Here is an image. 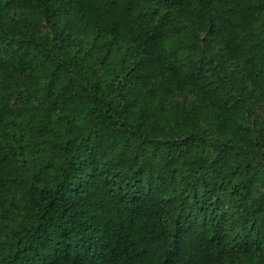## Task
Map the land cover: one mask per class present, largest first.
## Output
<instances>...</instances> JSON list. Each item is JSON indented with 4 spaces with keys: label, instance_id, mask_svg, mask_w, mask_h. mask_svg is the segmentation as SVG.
Returning <instances> with one entry per match:
<instances>
[{
    "label": "trees",
    "instance_id": "16d2710c",
    "mask_svg": "<svg viewBox=\"0 0 264 264\" xmlns=\"http://www.w3.org/2000/svg\"><path fill=\"white\" fill-rule=\"evenodd\" d=\"M0 264H264V0H0Z\"/></svg>",
    "mask_w": 264,
    "mask_h": 264
}]
</instances>
